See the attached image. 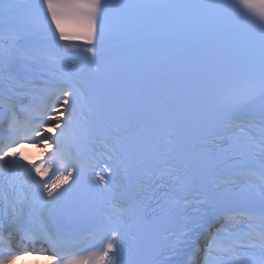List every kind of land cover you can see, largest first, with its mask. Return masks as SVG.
<instances>
[{
    "label": "snow or ice",
    "instance_id": "snow-or-ice-1",
    "mask_svg": "<svg viewBox=\"0 0 264 264\" xmlns=\"http://www.w3.org/2000/svg\"><path fill=\"white\" fill-rule=\"evenodd\" d=\"M33 257L264 264V0H0V264Z\"/></svg>",
    "mask_w": 264,
    "mask_h": 264
},
{
    "label": "bare ground",
    "instance_id": "bare-ground-1",
    "mask_svg": "<svg viewBox=\"0 0 264 264\" xmlns=\"http://www.w3.org/2000/svg\"><path fill=\"white\" fill-rule=\"evenodd\" d=\"M46 263L45 260H43L42 258L39 261H33L31 259L25 258L23 261H16L15 264H44Z\"/></svg>",
    "mask_w": 264,
    "mask_h": 264
}]
</instances>
